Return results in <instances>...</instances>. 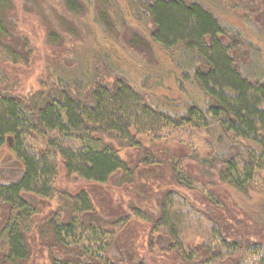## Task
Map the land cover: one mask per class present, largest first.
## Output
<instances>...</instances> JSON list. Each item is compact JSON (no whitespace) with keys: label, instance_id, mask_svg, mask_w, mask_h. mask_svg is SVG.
I'll use <instances>...</instances> for the list:
<instances>
[{"label":"trees","instance_id":"1","mask_svg":"<svg viewBox=\"0 0 264 264\" xmlns=\"http://www.w3.org/2000/svg\"><path fill=\"white\" fill-rule=\"evenodd\" d=\"M64 4L72 14L82 11L78 0ZM142 11L150 40L181 53L180 64L190 66L181 70L182 83L191 80L205 103L189 101L170 112L119 74L89 78L86 86L74 82L73 89L69 82L40 81L36 91L19 94L7 87L1 62L28 65L34 49L24 38L22 52L0 41V150L8 146L20 166L17 177L0 178V264L29 258L30 232L49 238L50 264H156L120 259L112 251L133 217L147 223L149 248L160 250L167 264H264V220L254 236L236 233L231 217L219 211L217 193L203 187L181 159L170 164L173 179L191 195L169 188L155 208L131 206L113 221L97 216L86 189L55 185L59 166L68 176L99 184L119 173L131 176L128 161L105 135L137 148L141 137L190 140L219 128L230 148L216 168L217 181L241 192L264 188V75L252 66L258 47L227 28L202 1L150 0ZM13 12L12 0H0V38L8 35ZM55 35H50L53 45L59 42ZM130 42L147 51L141 39ZM195 192L201 194L198 200ZM30 195L59 203L44 228L36 223L39 211Z\"/></svg>","mask_w":264,"mask_h":264},{"label":"rangeland","instance_id":"2","mask_svg":"<svg viewBox=\"0 0 264 264\" xmlns=\"http://www.w3.org/2000/svg\"><path fill=\"white\" fill-rule=\"evenodd\" d=\"M66 1L12 0L14 17L11 19L8 13L11 20L9 33L0 41L22 52L25 39L34 52L28 65L8 60L1 62L10 90L26 95L36 91L40 81L48 84L69 82L73 89L74 82L86 86L89 78L99 76L104 79L119 74L140 88L150 101L170 112L181 111L189 101L205 103L191 80L182 83L181 70L189 66L180 64L181 53L167 51L150 40V24L144 21L142 11L143 5L150 0H105L104 3L78 0L82 6L78 15L68 11ZM198 1L214 10L221 22L238 37L258 47V53L252 54V66L258 69L257 74L264 75V0ZM53 33L59 41L55 45L50 41ZM132 38L144 41L147 51L132 46ZM191 137L190 140L188 135L176 140L141 137L142 145L134 148L105 135V140L128 161L132 175L126 177L119 173L107 183L99 184L68 176L59 166L55 185L70 191L86 189L95 202L97 216L113 221L128 212L131 206L143 211L155 208L163 190L176 188L191 195L186 189L177 187L173 179L170 164L177 158L183 160L203 187L217 193L223 204L219 211L231 217L236 233L252 236L259 233V223L264 220V188L241 192L217 181L216 168L230 148L219 128ZM146 156L156 162H145ZM19 172L18 162L5 146L0 150V178L13 179ZM260 177L264 180V172ZM192 196L196 200L201 198L199 192ZM30 197L39 211L36 223L44 228L59 203L56 199ZM148 233L147 223L133 217L117 235L112 251L119 254L120 259L144 258L156 264H167L166 256L161 255L160 250L149 248ZM28 244L30 256L21 264H50L48 237L30 232Z\"/></svg>","mask_w":264,"mask_h":264},{"label":"bare ground","instance_id":"3","mask_svg":"<svg viewBox=\"0 0 264 264\" xmlns=\"http://www.w3.org/2000/svg\"><path fill=\"white\" fill-rule=\"evenodd\" d=\"M101 60V59H100ZM190 67V66H189ZM140 89V88H139ZM93 200V199H92Z\"/></svg>","mask_w":264,"mask_h":264}]
</instances>
